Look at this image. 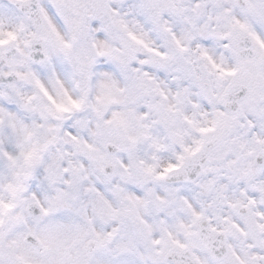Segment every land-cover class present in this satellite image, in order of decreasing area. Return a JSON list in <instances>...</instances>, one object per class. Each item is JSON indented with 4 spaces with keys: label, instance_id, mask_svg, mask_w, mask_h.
Masks as SVG:
<instances>
[{
    "label": "clouds",
    "instance_id": "obj_1",
    "mask_svg": "<svg viewBox=\"0 0 264 264\" xmlns=\"http://www.w3.org/2000/svg\"><path fill=\"white\" fill-rule=\"evenodd\" d=\"M0 264H264V0H0Z\"/></svg>",
    "mask_w": 264,
    "mask_h": 264
}]
</instances>
